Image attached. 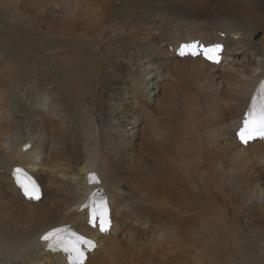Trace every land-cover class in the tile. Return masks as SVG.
Masks as SVG:
<instances>
[{
    "label": "bare ground",
    "instance_id": "6f19581e",
    "mask_svg": "<svg viewBox=\"0 0 264 264\" xmlns=\"http://www.w3.org/2000/svg\"><path fill=\"white\" fill-rule=\"evenodd\" d=\"M40 1L23 44L0 34V264H69L40 241L63 225L97 245L83 264H201L200 225L225 219L264 234V141L235 135L264 79V0ZM195 40L224 45L217 65ZM95 189L108 205L79 210Z\"/></svg>",
    "mask_w": 264,
    "mask_h": 264
},
{
    "label": "rangeland",
    "instance_id": "374dc122",
    "mask_svg": "<svg viewBox=\"0 0 264 264\" xmlns=\"http://www.w3.org/2000/svg\"><path fill=\"white\" fill-rule=\"evenodd\" d=\"M25 1L26 0H24L23 2L21 0H6V1L0 0V34L2 36H5L6 38L11 37V40L14 42L17 41L18 44H23V42L25 41L24 40L25 36L29 35L28 33L31 32L30 30H28L29 24L27 23L29 20L28 19L29 15L30 16L32 15V12L34 11L33 9L35 8V6L37 7L38 3L40 4L43 2L40 0H38L39 2L36 0H27V2ZM28 1L30 2L29 4H28ZM31 2L34 4V6ZM54 2H55L54 3L55 7L53 8L51 6V9H55L57 11H62L63 6L65 5H68L69 7L71 6V0H55ZM39 4L38 6H42L41 4L40 5ZM29 5L30 7L33 6L32 7L33 9L28 7ZM25 6L29 9L31 13H29L28 9H26ZM205 7H206V4H205ZM203 36H205V33L199 35L200 39H202ZM35 37L37 41L40 40L41 43L45 42V39L41 37L40 35H36ZM258 37L259 36L257 35L256 39H258ZM195 41H198L200 45L203 44L199 40H195ZM41 43L36 45V49H38V47H41L40 45ZM224 48H225L224 45H222V50ZM36 53H39V50H37ZM175 55L177 56V50L175 52ZM31 57H33V54H28L26 56V58H30V60H33L34 62V57L33 58ZM40 59H38L37 61H39ZM19 61L21 60H18V62ZM212 65H217V64H212ZM20 66L21 67H19L20 68L19 83L21 84L25 81V79H22V76L26 74V70L23 64H20ZM61 75L63 76V74ZM66 75L68 74L66 73ZM65 80L66 81L70 80L71 86L73 85L75 86V78L73 76L70 75L66 77ZM147 97H150V96H147ZM258 141H264V139L258 140ZM29 147H30L29 144H25L21 149L27 150ZM85 160L86 159H84V161ZM123 188L125 190H128L125 186ZM52 191L55 192L54 189ZM80 214L83 215L82 213ZM110 219H112L111 216H110ZM88 222L92 225H94V222L97 223V226L95 228L97 229V232L99 235H104L105 233L108 232V231L101 232L100 226L98 225L97 221H94L92 223L90 222V220H88ZM111 224L112 223L110 220V226L108 229L111 228ZM215 224H217L216 226L218 227V229L214 231L212 228H210L206 230L207 232L205 231L206 228L200 225L201 233L204 234V238L206 239L202 243V245L206 249L205 250L206 258L202 260L201 264L203 263L204 264H264V234H260V232L255 229L254 230L245 229L244 228L245 226L243 224H239V227H237L236 225L233 224V222H230L227 219H225L224 222H215ZM157 227L159 229H162L164 227V224L161 222L157 225ZM214 234H216L215 235L216 238ZM96 248H97V245L95 244V247L89 253L91 254L94 250H96Z\"/></svg>",
    "mask_w": 264,
    "mask_h": 264
},
{
    "label": "snow or ice",
    "instance_id": "6c2138e0",
    "mask_svg": "<svg viewBox=\"0 0 264 264\" xmlns=\"http://www.w3.org/2000/svg\"><path fill=\"white\" fill-rule=\"evenodd\" d=\"M219 51L220 49L218 47L215 49H210L208 52L204 53L205 59L209 60L212 63H219ZM181 55H183V53H181ZM193 55H195V53H193ZM262 88H264V85H262ZM254 134L264 136V100L261 101L258 108L255 99L253 100L252 111L249 113L248 118L244 120V127L238 133V137L241 143L247 144L249 139H251ZM13 174L17 187L23 192L25 197L30 200H38L40 198L39 189L35 186V184L31 181L29 177L24 176V179L21 180V169H14ZM107 230V227H105L103 224L100 226L101 232H105ZM61 231H63V229H55L41 237V240L46 242V244L48 245L49 251H54L57 249L67 250L66 246L62 247L60 243L52 244V240L56 237V234ZM71 251L76 254L75 264H83L84 257L82 256L79 251V248L75 244L71 246Z\"/></svg>",
    "mask_w": 264,
    "mask_h": 264
},
{
    "label": "water",
    "instance_id": "95a60500",
    "mask_svg": "<svg viewBox=\"0 0 264 264\" xmlns=\"http://www.w3.org/2000/svg\"><path fill=\"white\" fill-rule=\"evenodd\" d=\"M83 166V164L78 168V170H77V172H80V173H82L83 171L82 170H80V168ZM90 184H93V182L92 183H90Z\"/></svg>",
    "mask_w": 264,
    "mask_h": 264
}]
</instances>
